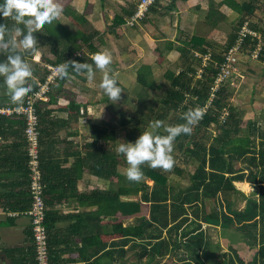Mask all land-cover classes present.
I'll use <instances>...</instances> for the list:
<instances>
[{
    "label": "trees",
    "instance_id": "16d2710c",
    "mask_svg": "<svg viewBox=\"0 0 264 264\" xmlns=\"http://www.w3.org/2000/svg\"><path fill=\"white\" fill-rule=\"evenodd\" d=\"M71 1L61 0L62 12L70 16L77 25V29L71 31L63 26L59 20H54L52 23L44 24L36 29V47L24 52L25 59L30 62L34 69L28 78L29 82L32 83V89L25 93L23 101H13L3 77L0 76V106L13 107L25 103L28 96L38 88V83L44 81L49 74L46 64H60L65 60L75 59L93 63L95 68L92 56L86 53V50L98 51L93 39L99 31L89 23L83 14L70 10ZM158 1L155 0L152 3L149 11ZM134 2L131 10L123 11L126 23L127 19L136 11L139 0H134ZM228 5L240 13L239 21L233 26L226 40L218 42L220 50L212 52L206 62L204 60L202 62V55L208 51L207 45L203 44L198 48L203 54L194 57L195 60L197 59L196 62L191 58L189 52L182 48L183 68L179 73L175 71L166 73L170 85L160 99V106L157 109L153 106L150 108L151 116L154 119H166V121L164 120L165 123L182 122L183 113L187 109L206 104L211 96L212 86L220 70V64L224 59L223 54L235 44L240 29L245 23L250 31L244 37L242 52L251 55L259 46L258 56L254 60L264 63V17L256 14L257 10L264 11V0H249ZM148 13L138 23L143 21ZM220 16V18H224L225 15L220 12ZM118 20L117 23L124 21L123 17H119ZM0 22H4L9 28V32L0 38V41L7 45L3 51H0V60H6L9 52L13 50V38H16V47H20L19 37L16 35L18 33L15 32L13 26L22 22L2 15H0ZM41 48H45V50L40 59L34 60ZM195 63L197 66L194 67ZM202 67L203 72L198 76L197 70ZM73 75L83 77L87 73H76L70 70L68 77H56L50 86L48 95L50 103L56 101L58 95L68 96L70 115L78 119L80 113H83L80 105L87 103V100L82 98L79 93L64 87V83L72 80ZM232 79L235 80V77ZM232 79L223 82L215 91L212 104L204 113L203 118L193 125V131L190 134H181L174 142V159L180 155H185L196 163L195 171L191 174V184L187 188L177 189L171 184L170 173L181 174L182 172L176 162L170 170L149 167L145 163L142 165L145 173L143 178L140 181L128 180L123 174L124 167H127L125 157L115 150L117 123L113 127L110 126L108 134L103 132L102 135L95 129L93 134L96 139L99 140L102 136L104 140H107L108 148L103 150L98 148L97 151L93 152L91 160H88L91 163L89 165L87 163L86 167L93 174L110 179L112 183L108 189H101L97 186L92 191L81 193L80 196V200L86 201L94 207L92 212L86 214L92 219L93 225L99 227L107 224L108 227L107 231H100L98 227V230L93 228L92 233L88 236V241L93 247L92 264H100L102 258L108 259L107 264H125L124 259L130 252L140 258L147 257L151 264H154L157 258L162 259L170 252L178 250L182 245L185 246L188 257L185 254L183 256L177 255V257L182 259L184 264H214L201 257V251L206 249L209 239L199 220V213L202 204L203 206L207 204V199L216 200L220 194H224L226 204L222 207L221 212L218 209L208 210L204 216L205 221L209 223L220 222L227 226L230 220L236 219L252 238L249 243L251 245L258 244V249L250 261H244L236 253L235 256L234 254L230 255L226 263L264 264V130H260L256 121L252 119L247 122L246 126L242 125L243 109L238 108L234 103L230 85ZM138 81L144 86L152 84L149 75L144 70L139 71ZM124 91L125 89L121 93V107H125L126 105L123 103H127V96ZM37 109L40 118V141L43 143L46 140L45 132L49 130V125L52 126L49 119L52 108L49 107V101L40 100L37 103ZM224 110H228L225 119L221 117ZM134 111L136 110L129 105L125 109L118 110L122 115L120 118L122 124L126 125L133 122V126L128 128L125 137L122 139L134 141L135 135L139 136L147 128L148 121L151 119L149 114L137 110L138 119L134 122L129 115L130 112L133 113ZM171 114L174 115L169 118ZM145 115L146 118H150L144 119ZM5 125L7 126L5 131H8L13 139L21 140L18 146L23 145L28 160L25 116L17 113L9 117L0 115L1 133H3ZM98 128L100 127L98 126ZM241 158H245L249 162L246 165L248 181L254 187H256L255 183H259L257 186L259 199L249 198L242 210H235L232 208L228 195L231 191L238 190L234 181L245 180V168L235 166V160ZM40 168L43 174L46 202L47 184L44 179L42 150H40ZM23 171H25L22 180L24 188L21 195L12 194L5 203L10 209L23 211L32 204L28 162L23 167ZM147 178L151 179L153 183L150 184ZM242 186L245 189L249 188L246 183ZM12 196L19 198L12 200ZM229 211L233 213V217ZM133 217L137 219V222H125ZM55 219L54 217L51 221L46 203L50 258V233L52 222ZM259 222L262 223V228L261 232L257 234Z\"/></svg>",
    "mask_w": 264,
    "mask_h": 264
},
{
    "label": "crops",
    "instance_id": "0c3cea01",
    "mask_svg": "<svg viewBox=\"0 0 264 264\" xmlns=\"http://www.w3.org/2000/svg\"><path fill=\"white\" fill-rule=\"evenodd\" d=\"M246 1L249 0H159L146 18L134 26L127 25L126 17L123 16L124 10L133 8L134 0H72L69 5L71 11L83 14L99 31L93 39L95 47L98 50L106 48L112 52L110 70L118 74V82L125 89L127 103L123 104L136 110L134 115L130 116L136 122L137 110H142L151 116L150 108L153 106L157 109L160 106V99L170 85L166 73L168 71L179 73L183 68L182 48L189 52L193 60L194 57L203 54L198 49L203 44L208 46V51L202 57L207 53L219 51L218 42L226 40L241 16L228 4ZM220 12L224 13V18H220ZM256 14L264 17V11L257 10ZM119 17H123L124 21L117 23ZM58 20L71 31L77 29L70 16L63 12ZM16 35L19 37V34ZM44 50L45 48H41L34 60H39ZM86 53L92 57L95 54L90 49H87ZM196 64L194 67L197 66ZM202 69L203 67L199 68L197 74ZM239 69L241 76L249 74L252 77L248 80L249 83L246 80L245 83L248 84H237L238 75L235 80L232 79L233 83L230 82V85L233 94L239 91L240 99H248L250 94H253L254 100H258L256 103L264 105L262 99L260 100L262 97L260 90L264 88V84L260 85L263 81L260 78L264 75V63L254 60V57L244 52L240 56ZM141 70L149 75L151 85L144 86L138 81V73ZM102 75L103 70L95 68V77L92 80H89L87 75L83 77L73 75L72 80L64 83L66 89L79 93L87 100V103L80 105L84 112L80 113L78 119L70 115L68 96L58 95L56 101L52 103L50 98L47 100L49 107L52 108L49 118L52 126L49 125V130L45 132L46 142H41V150L44 156V179L47 184V208L51 221L56 218L52 222L50 233L52 264H92L93 247L88 241V236L93 228L95 230L99 228L100 231L108 229L107 224L99 227L93 225L92 219L86 214L92 212L94 207L80 200L81 193L92 191L97 186L108 189L112 183L110 179L95 175L86 167L87 163L88 165L91 163L88 160H91L93 152L98 148L101 150L108 148V142L102 136L99 140L96 139L93 134L95 129L102 135L103 132L108 134L110 126L113 127L117 123L115 142L119 143V138H124L126 135L125 133L119 136L127 125L120 122L122 115L118 111H114L113 114L109 112L110 105L118 104V101H110L100 87ZM138 87L139 92L132 93L134 91L132 89ZM233 100H235L234 95ZM121 105L120 102L118 107ZM121 108L125 109V107ZM244 114L243 108V120L246 117ZM0 115L12 116V114ZM173 115L171 114L169 118ZM259 115L264 120V106ZM143 118L150 117L146 118L145 115ZM249 118L247 122L251 119L257 121L252 116ZM152 120L154 118L151 116L147 127ZM260 122L263 121L260 119ZM242 125L246 126V124ZM4 127L3 133L0 131V264H36L29 216L24 213L25 210L10 209L8 204H5L10 199V195H21L24 188L23 167L28 162L27 152L23 145L18 146L21 140L13 139L8 131H5L7 126ZM263 128L264 122L262 131ZM175 162L182 172L170 173L171 184L177 189L187 188L191 184V174L195 171L196 163L185 155L178 156ZM248 163L245 158L235 160V166H242L246 172L244 181H234L238 190L231 191L228 195L235 210H242L249 198L259 199L257 190L259 183H255L256 187H254L248 181L246 167ZM176 177L183 179L181 181L183 183L187 182L183 185L174 182V179L178 180ZM148 182L153 183L151 179H148ZM244 183L248 184V189L242 186ZM14 198L19 197L12 196V200ZM225 202L224 194H220L216 200L210 198L207 199L206 205L202 204L199 220L207 233L209 244L201 251V257L207 262L214 263L213 258H210L213 253L211 251L219 249L220 246L222 251L230 252L229 256L232 254L235 256L237 253L248 262L257 251L258 244L249 243L247 238L250 236L246 233V229L242 228L241 223L233 219L224 226L220 222L205 221L204 216L208 210L218 209L221 212ZM230 215L233 217L232 212ZM261 228L262 223L259 222L257 234L261 232ZM251 248L254 252L249 257ZM107 263V258L100 260V264Z\"/></svg>",
    "mask_w": 264,
    "mask_h": 264
},
{
    "label": "clouds",
    "instance_id": "9594fccd",
    "mask_svg": "<svg viewBox=\"0 0 264 264\" xmlns=\"http://www.w3.org/2000/svg\"><path fill=\"white\" fill-rule=\"evenodd\" d=\"M63 11L61 0H0V15L10 17L16 23L13 27L19 35L20 47H16V38L12 39L13 50L9 52L6 60H0V76L9 90L13 101L21 102L25 93L32 89V83L28 78L33 72L30 62L25 59L24 52L34 49L37 43L36 29L44 24H50ZM9 32L8 26L0 22V38ZM7 47L0 41V51ZM113 60L109 49H101L92 57L95 68L103 70L100 87L112 102L121 98L124 90L118 82V74L111 72L110 66ZM93 63L79 60H65L61 63L56 73L60 77H68L70 70L80 73L86 72L89 80L95 77ZM204 115L201 106H194L183 113V121L177 123H165L163 119H154L149 126L134 140L120 139L115 150L122 153L127 162L123 174L130 181H140L144 176L142 165L147 163L149 167L170 170L175 159L173 155L176 138L184 133H191L193 125L197 124Z\"/></svg>",
    "mask_w": 264,
    "mask_h": 264
},
{
    "label": "built area",
    "instance_id": "2783aa9c",
    "mask_svg": "<svg viewBox=\"0 0 264 264\" xmlns=\"http://www.w3.org/2000/svg\"><path fill=\"white\" fill-rule=\"evenodd\" d=\"M155 0H139L138 6L134 14L127 19V25H134L138 23L149 11V7ZM250 31L247 24L243 25L240 29L239 36L234 45H232L226 52H224V59L220 64V70L215 78L214 85L212 86V93L206 104L201 106L204 113L212 104L215 96V91L220 87L223 82L230 81L233 77L239 75V61L242 55V44L247 32ZM258 46L251 56L256 58L258 56ZM211 54L207 53L203 57L204 62L210 58ZM63 63V62H62ZM61 64V63H60ZM60 64H46L49 69V74L46 79L38 83V88L32 92L25 103L18 106H0V114H23L26 120L25 135L27 138L28 150V166L30 169V193L32 197L31 206L24 211L31 220L32 238L35 248L36 264H52L49 251V234L46 225V202L44 194L43 174L40 168V150L41 132L39 129V114L37 103L40 100L47 101L49 99L48 91L51 84L58 77L56 69ZM203 70H200L198 76L201 75ZM84 112V109H82ZM83 114V113H82ZM228 110H224L222 118H226Z\"/></svg>",
    "mask_w": 264,
    "mask_h": 264
},
{
    "label": "rangeland",
    "instance_id": "374dc122",
    "mask_svg": "<svg viewBox=\"0 0 264 264\" xmlns=\"http://www.w3.org/2000/svg\"><path fill=\"white\" fill-rule=\"evenodd\" d=\"M238 77H239V79H238L237 84H239V83H241V84H243V83L244 84H248L249 83L248 80L252 76L249 75V74H244L243 76H241V74H239ZM260 79L263 80L262 83H260V85H263L264 84V75H263V78L261 77ZM246 80H247L248 83H245ZM259 82H260V80H259ZM259 82H258V84H259ZM132 90H134V91H132V93H134V94L135 93H138L139 92V87L137 89H132ZM135 90H137V91H135ZM260 94L262 96V97H260V100L262 99V102L264 103V88H262L260 90ZM233 95H234V99H235L234 100V103L237 105V107L238 108H242V109L244 108L245 109V114L244 115L246 117H245V120H243L242 124H244V125L247 124V120L250 119L249 117L252 116L254 119H257L256 124L259 126V129L261 130L262 129V126H263L264 120L262 119V117H260L259 112L262 111V108H263L264 105H258L256 103V102H258V100L257 101L254 100L255 97H254L253 94H250V97L248 99H246V98L240 99L241 97H240L239 91H238V93L235 92V94H233ZM120 102H121V99L118 101V104ZM118 104L116 103L115 105H110V107H109L110 114H113L114 111L116 112L119 109H121L120 106L118 107ZM256 104L258 106H256ZM133 113L130 112L129 115L130 116H133L134 115ZM260 119L263 121L262 123L260 122ZM132 126H133V122H131V123L127 124L126 126H124V130H122L123 133L119 134V136L125 135V133L128 131V128H131ZM137 137L135 135V138H137ZM122 138L123 137H120L119 140L122 139ZM124 168H126V167H124ZM176 178H178V180H175L174 179V182H180V184H182V185L187 182L186 181L185 183H183V182H181V181H183V179H181L180 177H176ZM148 179L149 178H147V180ZM125 222L126 223H135V222H137V219L133 217V218L127 219ZM165 235H167V234H165ZM209 236H211V234H209ZM215 238L216 237H214V239ZM247 239L248 240H251L252 238L248 237ZM252 247H254V246H252ZM221 249H220V246H219V249H215V251H211V253L212 252L213 253L210 256V258H213L214 264H227L226 261L229 258L230 252L229 251H222ZM252 250L253 249L251 248V252H249V255H248L249 257L254 252V250L253 251ZM184 254L188 257L187 250L185 249V246H181L178 250H176V251L174 250V251L170 252L169 255H166L162 259L157 258L156 259V262L155 263L152 262V263H154V264H184L183 260L180 259L179 257H177V255H179V256L182 255L183 256ZM124 261H125V264H151V262L148 260L147 257L140 258L138 255H134V253H131V252L127 255V257L124 259Z\"/></svg>",
    "mask_w": 264,
    "mask_h": 264
},
{
    "label": "bare ground",
    "instance_id": "6f19581e",
    "mask_svg": "<svg viewBox=\"0 0 264 264\" xmlns=\"http://www.w3.org/2000/svg\"><path fill=\"white\" fill-rule=\"evenodd\" d=\"M40 125V124H39Z\"/></svg>",
    "mask_w": 264,
    "mask_h": 264
}]
</instances>
